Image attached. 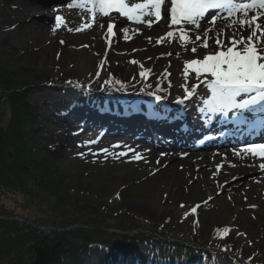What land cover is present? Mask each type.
Here are the masks:
<instances>
[{
	"label": "rangeland",
	"instance_id": "374dc122",
	"mask_svg": "<svg viewBox=\"0 0 264 264\" xmlns=\"http://www.w3.org/2000/svg\"><path fill=\"white\" fill-rule=\"evenodd\" d=\"M31 2L33 1H27L26 5L29 6ZM69 3L71 0H48L46 5H50L49 8L55 6L52 12L47 9L51 13H46L43 17L32 15L25 18L21 13L22 8H13L9 0H0V49L7 55L9 67L16 72L18 81L27 86L28 103L39 109V141L48 150L45 159L50 166L65 176L68 185V188H57L60 196H68L71 201L98 208L99 212L106 216L121 213L133 216L137 220L159 226L161 232L169 234L180 242H187L188 245L192 240L199 242L204 238H210L211 233L214 232L216 238L211 241V246L214 247V252L211 253L215 256L216 264H236L238 260L235 253L239 255L242 264H247L248 261L251 264H264V179L254 181L260 173H264V170L258 165L252 172L244 175L248 177L250 183L242 186L240 191L230 194L229 187L236 181L234 179L225 182V186L216 192L207 194L210 197L195 196L194 191L177 194L162 187L158 189L153 182L143 183L144 178L141 176L139 179L126 182L117 180L119 173L127 171L132 165V162H124L123 157H120L122 156L120 153L126 149V145L123 144H126V141L136 142L138 138L112 128L108 123L113 119L118 120L116 116L125 120L121 121L124 123L130 119V116L141 115L146 120L165 124H170L175 117H182L180 122L185 128L187 127L186 131L196 133L193 143H197L208 129L219 122L218 120L226 119L216 114L209 122L207 116L199 111V108L203 107L202 98L210 94L204 84L198 89L200 95L185 101L184 105L175 103L176 98L184 94L181 88L184 83L182 75L184 62L196 57L202 58L206 53L215 51L213 40L209 39L207 49L197 47V52L193 54L191 52L193 45L188 44L187 50H183L178 36L171 42L156 43L157 38L164 37L166 32L173 30L175 26L173 29H169L168 25L157 27L159 29L152 26L149 29L146 25H137L127 21L126 18L121 20L122 18L114 13L116 16L113 15V21L118 26L129 28L131 38L125 40L121 33L111 37L112 42L109 44L106 34L107 18H100L99 23L94 24L93 27L77 32L75 29L82 23L91 21V15L84 9L76 7L69 9L67 7ZM57 15L64 17V23L53 31ZM22 20L28 23L26 28L20 25ZM65 21L68 22L66 27ZM100 23L105 24L103 29L99 26ZM219 26L222 25L218 24ZM69 28L73 31H68ZM136 29H139V33L135 31ZM58 35L61 41H65V46L55 57L56 62L49 65L34 61L30 47L36 37ZM209 35L213 34L209 33ZM148 37H151V42ZM152 41L156 43L155 49L151 45ZM119 43L131 44L132 47L119 48L117 46ZM199 43L201 42H197ZM225 43H227L226 39ZM84 45L88 47H83ZM169 52L173 55H161ZM176 53H179V57ZM105 55L107 62L97 78L95 74L98 71V64ZM131 60L142 63L145 69H151V76L147 80H141L138 75L141 69L138 65L129 63ZM128 64L131 71L129 80L125 83V90L117 91L116 88L104 85L103 82L109 78V73L117 79L121 78L122 74L112 72L115 66L119 65V70L123 71ZM165 70L171 75L166 76ZM40 72H43L41 76ZM68 81H73L74 84L78 82L84 87L77 88L74 84L69 85ZM196 82L195 73L190 72L189 85ZM89 84L90 91L86 90ZM148 84L152 87H146ZM158 84L164 91L157 94L167 96V99L156 101L154 96L147 94L156 92ZM54 86L60 87L53 91L55 97H38L41 89L50 90ZM141 88H145V91L141 92ZM98 98L120 100L128 104L148 101L156 108L148 113L144 109L137 108L132 112L130 110L129 116H124L119 111L103 106ZM60 104H65L68 108L66 113L60 111H57L58 115L44 113L46 105ZM232 115L233 113L230 117ZM99 117L103 118V122L98 120ZM199 122L202 124H198ZM192 124L195 126L191 127ZM182 125L181 129L184 130ZM156 135L155 142L161 139L167 148H178L181 144L172 134L156 133ZM92 140L97 142L86 144ZM138 144L143 143L141 141ZM117 145L119 147H115ZM102 149H107V152H102ZM80 153L83 155H79ZM137 165L134 164V167L138 168ZM126 167L129 168L125 169ZM134 167L132 169H135ZM80 185L88 188L89 191L72 190V187ZM236 204L241 206L236 208ZM181 205L185 207L181 208ZM196 205H200L197 212L186 219L184 214L181 216L174 214L179 208L186 211ZM252 205L256 207H251ZM9 219L16 220L19 225L30 224L17 215H12ZM224 227L230 229L227 234L220 231ZM109 232L128 236L149 234L138 226L125 232L118 228L110 229ZM101 248L97 244L90 246L88 257L92 264H98L96 260L101 255ZM225 248L227 251L223 250ZM131 255L130 264H139L141 258L146 260L145 264H211L190 260L162 263L153 254L149 240L133 244Z\"/></svg>",
	"mask_w": 264,
	"mask_h": 264
},
{
	"label": "trees",
	"instance_id": "16d2710c",
	"mask_svg": "<svg viewBox=\"0 0 264 264\" xmlns=\"http://www.w3.org/2000/svg\"><path fill=\"white\" fill-rule=\"evenodd\" d=\"M28 95L27 86L18 81L0 49V264H92L88 257L92 244L102 247L98 264H130L133 244L146 240L162 263L215 264V256L200 248L211 245L214 232L195 243L199 246H191L133 216H106L98 208L60 196L57 188L68 186L66 178L45 159L48 150L39 141V109L28 103ZM44 111L58 115L57 111L66 113L68 108L46 105ZM72 190L89 191L82 185ZM12 215L32 226L19 225L9 219ZM135 226L149 234L109 232Z\"/></svg>",
	"mask_w": 264,
	"mask_h": 264
},
{
	"label": "snow or ice",
	"instance_id": "6c2138e0",
	"mask_svg": "<svg viewBox=\"0 0 264 264\" xmlns=\"http://www.w3.org/2000/svg\"><path fill=\"white\" fill-rule=\"evenodd\" d=\"M67 7L84 9L91 15V21L82 23L75 29L77 32L93 27L94 24L99 23L100 18H107L106 34L109 44L112 42L111 37L121 33L125 40L131 38L129 28L118 26L113 21L114 13L129 22L146 25L149 29L162 19L168 20L169 29H173V26L175 28L167 31L164 37L157 38L156 43L171 42L178 36L183 50H187L188 44L193 45L191 47L193 54L197 52V47L207 49L208 41L212 39L216 46L215 51L206 53L202 58L196 57L184 62L182 73L184 83L181 85L184 94L182 97L178 96L175 103L184 105L185 101L200 95L198 89L204 84L210 94L202 98L203 107H200L199 111L207 116L209 122L216 114L227 117L228 113L232 112L233 118L239 123L264 127V0H71ZM62 23L64 17L55 16V28L52 30L59 29ZM204 23L207 27L201 30ZM218 24L222 26L218 27ZM99 26L103 29L105 24L100 23ZM68 31L73 29L69 28ZM135 31L139 33V29ZM209 33L213 35L210 36ZM148 39L151 42V37ZM197 42L201 43L197 44ZM161 55L171 56L173 53ZM176 55L179 57V53ZM106 62L105 55L98 64V71L95 74L97 78L104 70ZM129 63L138 65L141 69L138 73L141 80H147L151 76V69H145L142 63L136 60H131ZM165 72L166 76L171 75L167 70ZM190 72L195 73L197 82L189 85ZM67 83L74 84L73 81ZM103 83L105 86L116 88L117 91L126 89L125 82L113 77L111 73ZM74 86L84 87L78 82ZM146 87L150 88L152 85L148 84ZM86 90H91L90 84L87 85ZM140 91L144 92L145 88H141ZM160 91L164 89L158 84L156 92L147 94L154 96L156 101L167 99V96L157 94ZM246 113L252 115L251 120L245 115ZM96 142L92 140L86 144ZM101 151L107 152V149ZM233 154L240 158L251 157L261 160L258 166L264 170V143H246L239 149H233ZM120 155H127V152H121ZM142 158L138 152H134L132 156V159L136 160ZM230 166L235 167V165ZM222 167L223 164L217 165L216 171L219 172ZM199 207L200 205H196L186 210L184 218L195 214ZM220 231L227 234L230 229L224 227ZM223 250L227 251L226 248Z\"/></svg>",
	"mask_w": 264,
	"mask_h": 264
},
{
	"label": "bare ground",
	"instance_id": "6f19581e",
	"mask_svg": "<svg viewBox=\"0 0 264 264\" xmlns=\"http://www.w3.org/2000/svg\"><path fill=\"white\" fill-rule=\"evenodd\" d=\"M27 1L33 2L27 6ZM46 2H48V0H9L13 8L23 9L21 13L25 18L32 15L43 17L46 13H51L55 6L49 8L50 5H46ZM48 8L51 12H48ZM116 15L119 16L118 14ZM121 20H124V18ZM168 23V20L162 19L158 23L153 24V26L159 29L160 27L167 26ZM27 24L28 23L23 20L20 23L22 28H26ZM67 24L68 22L65 21V27ZM205 27H207V24H202L201 30ZM246 34L247 32H245V35ZM46 37L47 36L36 37L35 42L31 43L30 50L32 51L34 61L52 65L56 62L55 57H57V54L60 53L65 46V41L61 43L59 35L57 37ZM151 45L153 49L156 48V43L153 42ZM117 46L124 49H130L132 47L131 44L123 43H119ZM129 65L130 64L126 65L123 71H120L118 68L119 65H117L112 71L113 73L122 74L121 78L125 83L129 80V72L131 71ZM157 65H159V63H157ZM42 74L43 72L39 73L40 76ZM54 87L50 90L41 89L38 92V97H55L56 94L53 91L58 90L56 88L60 87ZM98 99L103 106L111 108L114 111H119L123 113L124 116H129L130 110L132 112L137 108L144 109L147 113L156 108L153 103H149L148 101H140L138 104H128L120 100L106 98ZM231 113L232 112L228 113L224 121L218 120L220 123L216 125V127H218L214 129L212 135H205L204 142L208 141V145L206 146H203L199 141L193 143L196 133L190 132V130L186 131L187 127L185 128V125H182V122H180L182 117L170 119L171 123L165 124L160 121L146 120L141 115L130 116V119L124 123L121 121L125 120L116 116L119 119L110 120L108 124L111 125L112 128L118 130V132L128 135L132 134L138 138L136 142L126 141V144H123L126 145V149L123 152H127V155H122L120 157H123L122 159L124 162H132V165L130 169H128L129 167L125 168L128 169L127 171L120 172L117 180L126 182L139 179L141 176L144 178L143 183L148 184L153 182L158 186V189L162 187L168 191H174L177 194H181L182 192L188 194L194 191L195 196L206 195V197H210L207 196V194H212L218 189L223 188L225 182L236 179L234 184L229 187V192L230 194L237 193L242 186L250 183L247 179L248 177L246 178L244 175L252 172L262 161L251 157H237L233 154V149L243 147L246 143H249L247 140H250L251 137L255 139H264V127H253L251 124L246 125L239 123L237 120L230 119ZM246 114L251 120L252 115L250 113ZM98 120L103 122V118L101 117H99ZM181 125L184 127V130L181 129ZM223 132H225V134H223ZM156 133L172 134L176 136L174 138L181 142V144L178 148H167L163 145V140L160 139V141L157 140L158 142H155ZM141 141L143 144H138L141 143ZM235 144H237L236 148L233 146ZM187 145L189 146L185 148ZM134 152H138L143 158L139 160L132 159ZM162 153H164V155H162ZM134 164H138V168L134 167ZM220 164H223V167L217 172L216 166ZM230 165H235V167ZM133 167L135 169H132ZM263 179L264 173H260L254 181L258 182ZM238 206H241V204H236V208ZM184 212L183 209L179 208L174 214L181 216ZM140 260L139 264L146 263L145 259L141 258Z\"/></svg>",
	"mask_w": 264,
	"mask_h": 264
}]
</instances>
